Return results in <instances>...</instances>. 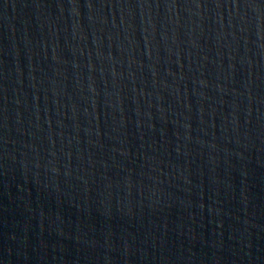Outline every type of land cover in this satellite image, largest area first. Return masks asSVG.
Instances as JSON below:
<instances>
[{"label":"water","instance_id":"water-1","mask_svg":"<svg viewBox=\"0 0 264 264\" xmlns=\"http://www.w3.org/2000/svg\"><path fill=\"white\" fill-rule=\"evenodd\" d=\"M0 264H264V0H0Z\"/></svg>","mask_w":264,"mask_h":264}]
</instances>
